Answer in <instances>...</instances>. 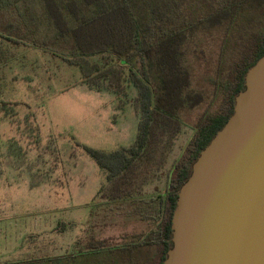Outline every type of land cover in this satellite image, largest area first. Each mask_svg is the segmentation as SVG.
Segmentation results:
<instances>
[{
  "label": "trees",
  "instance_id": "16d2710c",
  "mask_svg": "<svg viewBox=\"0 0 264 264\" xmlns=\"http://www.w3.org/2000/svg\"><path fill=\"white\" fill-rule=\"evenodd\" d=\"M221 27L226 30L223 39H264V0H0V63L9 44L30 43L76 66L78 82L89 89L126 98L128 88H134L133 141L112 151L86 150L103 178L97 194L108 202L130 203L127 213L149 224L126 242L125 254L133 252L135 259H144L145 250L152 247L157 264H162L171 246V217L179 187L200 149L233 111L244 73L264 54L262 44L253 57L233 61L232 67L238 64L237 74L233 68L231 74L213 80V96L217 91L223 94L219 106L197 117L162 191L145 196L143 186L161 169L182 128L181 112L205 98L193 86L189 55L198 51L202 34ZM135 240L147 247H131ZM89 244L92 251H99L103 241L91 239ZM137 251L140 256L134 254ZM0 264H41V259Z\"/></svg>",
  "mask_w": 264,
  "mask_h": 264
},
{
  "label": "rangeland",
  "instance_id": "374dc122",
  "mask_svg": "<svg viewBox=\"0 0 264 264\" xmlns=\"http://www.w3.org/2000/svg\"><path fill=\"white\" fill-rule=\"evenodd\" d=\"M225 33L221 27L202 34L189 55L193 86L205 98L181 112L182 128L143 186L145 196L162 191L197 117L219 106L223 94L213 96V80ZM79 77L76 66L30 43L9 44L0 63V263L69 253L75 239L90 236L120 243L149 226L127 213L130 203L97 194L103 178L86 150L112 151L133 141L135 90L119 98L89 89Z\"/></svg>",
  "mask_w": 264,
  "mask_h": 264
},
{
  "label": "water",
  "instance_id": "95a60500",
  "mask_svg": "<svg viewBox=\"0 0 264 264\" xmlns=\"http://www.w3.org/2000/svg\"><path fill=\"white\" fill-rule=\"evenodd\" d=\"M162 264H264V54L179 187Z\"/></svg>",
  "mask_w": 264,
  "mask_h": 264
},
{
  "label": "flooded vegetation",
  "instance_id": "af4514ba",
  "mask_svg": "<svg viewBox=\"0 0 264 264\" xmlns=\"http://www.w3.org/2000/svg\"><path fill=\"white\" fill-rule=\"evenodd\" d=\"M262 44H264V39H223L220 42L219 47V55L216 66V75L217 78L220 75L231 74L233 69L234 75L237 74V66L236 63L234 67L233 61L239 59L240 63L244 60L245 57L251 58L258 51L261 50ZM216 80V79H214ZM216 81H213V88L215 89ZM212 110V109H211ZM205 111V110H204ZM91 239L102 240L103 245L99 248V251H92L89 241ZM128 240H123L122 242L109 243L103 239H97L93 236L85 239L84 241H80L75 239L72 247L70 246L69 253H61L58 255H47L42 256L41 264H157V254L156 249L150 247V251H146V255H144L139 259H135V255L133 252L129 254H125L126 250V242ZM134 242V241H133ZM129 242V243H133ZM134 244V245H133ZM131 247H138L141 249V246L147 247V245H142L140 240H135ZM137 245V246H136ZM153 250V251H152ZM134 254H138L140 256L141 252H135ZM69 257L68 261L62 260L60 258ZM148 256V257H147ZM56 257H59L56 260ZM53 258V260H51Z\"/></svg>",
  "mask_w": 264,
  "mask_h": 264
}]
</instances>
